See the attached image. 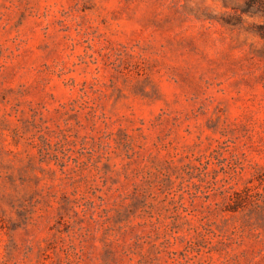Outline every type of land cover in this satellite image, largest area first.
<instances>
[{"label":"rangeland","instance_id":"obj_1","mask_svg":"<svg viewBox=\"0 0 264 264\" xmlns=\"http://www.w3.org/2000/svg\"><path fill=\"white\" fill-rule=\"evenodd\" d=\"M0 264H264V0H0Z\"/></svg>","mask_w":264,"mask_h":264}]
</instances>
